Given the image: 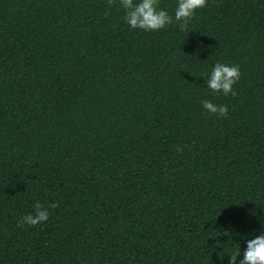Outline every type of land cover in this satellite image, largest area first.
Masks as SVG:
<instances>
[{"label":"trees","instance_id":"16d2710c","mask_svg":"<svg viewBox=\"0 0 264 264\" xmlns=\"http://www.w3.org/2000/svg\"><path fill=\"white\" fill-rule=\"evenodd\" d=\"M176 5L145 32L119 0H0V264H228L261 227L264 0L184 31ZM216 62L235 96L206 88ZM37 201L57 207L21 225Z\"/></svg>","mask_w":264,"mask_h":264},{"label":"clouds","instance_id":"9594fccd","mask_svg":"<svg viewBox=\"0 0 264 264\" xmlns=\"http://www.w3.org/2000/svg\"><path fill=\"white\" fill-rule=\"evenodd\" d=\"M206 4L207 0H177L174 19L179 23L181 31L187 29L196 10L205 7ZM119 7L124 12V22L133 30L158 31L173 22V16L159 6V0H119ZM241 75L238 65L216 62L206 78V88L216 94L235 96L234 85L239 81ZM201 103L203 109L208 113L225 118L228 115L229 108L227 105L216 104L209 99H204ZM56 207V203L44 204L37 201L33 204L32 211L21 217L20 224L33 226L45 222L50 216L49 209ZM249 215L255 217L261 227L254 233L241 234L244 238L245 247L243 251L239 247L226 254L228 264H264V217L255 211H251ZM225 256L220 255L222 260Z\"/></svg>","mask_w":264,"mask_h":264}]
</instances>
